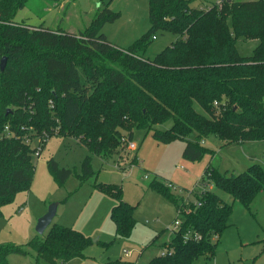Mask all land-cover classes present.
<instances>
[{"label": "trees", "instance_id": "obj_1", "mask_svg": "<svg viewBox=\"0 0 264 264\" xmlns=\"http://www.w3.org/2000/svg\"><path fill=\"white\" fill-rule=\"evenodd\" d=\"M28 1L0 0V60L6 59L0 71V135L6 126L13 134L0 139V218L2 207L31 186L35 148L24 138L41 141L44 134L46 142L55 134L71 136L104 162L122 144L121 133L131 141L135 129L159 143L185 142L181 155L191 162L212 153L201 145L209 136L227 146L264 141V0H223L199 9L190 7L192 0H148L149 29L123 49L101 32L119 17L108 3L73 35L17 22V11ZM157 32L179 38L146 59ZM238 40L257 43L243 57L236 49ZM195 104L204 114L195 111ZM171 120L170 128L155 129ZM90 162L86 155L77 174L50 158L47 169L61 186L72 175L79 182L94 176ZM204 179L248 209L264 189V168L251 163L233 175L207 166ZM96 187L115 202L109 214L116 237L128 239L136 224L134 207L125 202L120 185ZM147 189L174 202L179 221L178 230L162 243L170 255L154 256L147 264L212 258L229 227L232 205L206 187L193 190L194 200L187 205L177 204L167 184L156 178ZM187 232L199 239L184 240ZM92 242L77 230L51 223L43 238L35 236L27 246L48 264H65L82 259ZM9 254H24V249L0 243V264H9Z\"/></svg>", "mask_w": 264, "mask_h": 264}, {"label": "rangeland", "instance_id": "obj_2", "mask_svg": "<svg viewBox=\"0 0 264 264\" xmlns=\"http://www.w3.org/2000/svg\"><path fill=\"white\" fill-rule=\"evenodd\" d=\"M213 2L192 0L190 7L206 8ZM106 3L112 12L119 13V17L103 25L101 32L118 48L131 45L149 29L148 0H29L17 11L15 20L28 26L42 24L51 30L60 29L76 35L90 23L97 9ZM178 38L171 33H155L144 58L152 60L154 55ZM255 43V40H238V54L247 57ZM194 109L204 114L197 104ZM171 125L172 120L156 125L155 129L165 130ZM121 134L125 138V133ZM133 136L136 149H129L120 143L112 159L107 162L90 154L83 144L71 136L55 134L48 138L39 155H33L34 174L29 191H20L12 203L5 204L1 209L0 243H12L24 249V254H9L7 263L48 264L37 258V253L27 243L35 236L43 238L46 235L47 231L43 235L38 234L35 224L41 216L38 215L50 203L57 202L56 217L52 223L60 222L91 240L97 239L83 251L84 259L72 258L65 264H110L117 260L145 264L169 239V227L176 219L174 202L145 190L150 181L156 178L170 185L168 188L177 204L193 201L192 190L201 191L206 187L232 205L229 227L221 234L213 257H199L194 264H264V190L256 194L247 209L238 200L232 202L230 195L216 190L211 181L200 180L207 166L234 175L248 166L249 157H253L254 163L262 165L264 141L227 146L210 136L206 146L211 148L212 153L191 162L182 158L183 141L159 143L142 129H135ZM194 136L189 139L193 140ZM86 155L91 156L90 167L95 172L94 176L79 182L72 175L61 186L55 183L47 169L50 158L59 167L74 169L80 174V163ZM100 183L120 185L123 198L134 207L136 224L128 239L116 237L109 214L114 200L98 190L96 185ZM154 230L157 232L150 239ZM126 251L130 255L125 258Z\"/></svg>", "mask_w": 264, "mask_h": 264}, {"label": "built area", "instance_id": "obj_3", "mask_svg": "<svg viewBox=\"0 0 264 264\" xmlns=\"http://www.w3.org/2000/svg\"><path fill=\"white\" fill-rule=\"evenodd\" d=\"M222 1L223 0H215L214 3L217 4V5H219ZM215 105H217V103H215ZM2 136H4V137H11V136H13V134L9 131L8 127L6 126L3 129V131H2V133L0 135V139L2 138ZM35 139L36 140H34V138H33V140H31L29 138H24V142L26 144L31 145V146H33V144L35 143L34 144L35 150H34L33 154L34 155H39V152L43 148V144L45 143L44 141L46 140V138H45V135L43 134V136L41 138L42 139L41 141H40V139L38 137H36ZM122 144H124L125 146L127 145V147L129 149H132V150L136 149V145L133 142V140L128 141L126 139V137L122 139ZM145 178H146V176H145ZM168 187L170 188V185H168ZM203 190H204V188L201 189V191H203ZM192 192H193V190H192ZM189 202H190V200L189 201H186V202H182L181 204L187 205ZM178 226H179V221L177 219H175L174 222H173V224L169 227L171 229L170 230L171 236L174 235V233L178 230V228H177ZM190 237H192L193 239H199V236L198 235H196V234L191 235L190 232H187L184 235V240H187ZM213 239H215V237H213ZM128 254H129V251L125 253V256H128ZM158 255H160V256L170 255V252L167 251V250H165V249H162V250L159 251Z\"/></svg>", "mask_w": 264, "mask_h": 264}, {"label": "water", "instance_id": "obj_4", "mask_svg": "<svg viewBox=\"0 0 264 264\" xmlns=\"http://www.w3.org/2000/svg\"><path fill=\"white\" fill-rule=\"evenodd\" d=\"M6 59L3 57L0 60V71H2L6 65ZM264 161V158H263ZM57 202H52L48 206L46 212L41 215L35 224V231H37L38 234L43 235L45 233V230L50 226L52 223L53 218L55 217L56 208H57ZM95 242V239L93 240Z\"/></svg>", "mask_w": 264, "mask_h": 264}, {"label": "crops", "instance_id": "obj_5", "mask_svg": "<svg viewBox=\"0 0 264 264\" xmlns=\"http://www.w3.org/2000/svg\"><path fill=\"white\" fill-rule=\"evenodd\" d=\"M214 1H215V0H214ZM236 1H238V0H236ZM213 3H214V2H213ZM211 4H212V3H211ZM104 35H105V34H104ZM105 37H106V39L108 40V38H107L106 35H105ZM108 41L111 43L110 40H108ZM170 44H171V42H170ZM114 45L117 46L116 44H114ZM255 45H256V43L254 44V46H255ZM117 47H118V46H117ZM119 48H121V47H119ZM123 48H124V47H123ZM123 48H121V49H123ZM209 138H210V136H209L208 138H205V139L202 141L201 145L204 146V147H206V148H208V149H211V148H209V147L206 146V143H207V141L209 140ZM221 144H222V143H221ZM236 145H237V144H236ZM240 145H242V144H239V146H240ZM253 160H254L253 157H251V158L249 157L248 166H250L251 163H254ZM256 164H258V163H256ZM259 165H260V164H259ZM248 166H247V167H248ZM261 166L264 168V162H263V164H262ZM247 167H246V168H247ZM246 168H245V169H246ZM245 169H244V170H245ZM244 170H243V171H244ZM168 183L171 184V182H168ZM145 190H148V189L146 188ZM263 190H264V189H263ZM263 190H262V191H263ZM124 200H125V202H128L129 204H131L127 199L124 198ZM113 204H114V202H112V205H113ZM112 205H111V208H112ZM57 206H58V204H57ZM19 207H20V206H19ZM111 208H110V209H111ZM46 210H47V208H45V209L41 212V214H39L38 216L43 215V214L46 212ZM56 210H57V208H56ZM55 214H56V213H55ZM1 215H2V214H1ZM55 217H56V215H55ZM55 217H54V218H55ZM54 218H53V220H54ZM53 220H52V221H53ZM56 224H59V225H63V226H64V224H62V223H60V222H57ZM46 231H47V229L45 230V232H46ZM156 232H157V231H155V230L153 231V236H152L150 239H152V238L155 236L154 233L156 234ZM170 238H171V236L169 237V239H170ZM169 239H168V240H169ZM219 239H220V238H219ZM168 240H167L166 242H168ZM96 241H97V239H95V242H96ZM166 242H164V243H166ZM161 249H162V247L159 249V251H160ZM159 251L156 253L155 256L158 255ZM126 252H128V251H126ZM128 255H130V254H128ZM139 255L141 256L142 253H140ZM124 257L126 258V257H128V256H125V255H124ZM153 257H154V256L148 258V259H149L148 262H149V261L151 260V258H153ZM84 258H85V256L82 257V259H84ZM77 259H79V258H77ZM82 259H80V260H82ZM123 262H127V263L130 262V263H132V261H130V260H128V261H123ZM148 262H146L145 264H147Z\"/></svg>", "mask_w": 264, "mask_h": 264}]
</instances>
